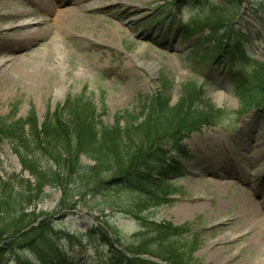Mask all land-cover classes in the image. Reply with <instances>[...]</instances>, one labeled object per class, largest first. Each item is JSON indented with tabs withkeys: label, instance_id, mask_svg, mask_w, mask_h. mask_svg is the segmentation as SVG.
<instances>
[{
	"label": "rangeland",
	"instance_id": "1",
	"mask_svg": "<svg viewBox=\"0 0 264 264\" xmlns=\"http://www.w3.org/2000/svg\"><path fill=\"white\" fill-rule=\"evenodd\" d=\"M49 1L54 4L50 16L39 9V6L50 5ZM6 2L8 0H0V11L8 10ZM91 2L97 5L79 10L68 32L62 30L53 41H50L51 35L27 47H20L21 44L9 47L3 41L19 39L15 31L31 21L48 20L53 14L57 15L56 21L58 17L67 18L68 10L57 13L55 0H33V5L19 0L27 11L39 12L38 17H20L26 11L24 8L15 9L19 13L15 20L0 17V124L8 119L26 118L30 111L41 124L46 115L67 99H81L95 109L103 124L112 126L125 112L133 118L141 115L147 106L146 100L159 93L168 94L170 104L174 105L181 96V86L191 87L192 84L195 90L202 86L204 92L202 101L196 102L197 110L208 104L221 113L216 122L183 141L192 163L180 162L185 169L183 176L170 179L164 185L167 189L165 204L145 209L141 203L144 197L128 189L94 190V185L82 187L78 192L79 182H71L68 177L64 180L67 188L45 187L41 201L28 208L22 204L24 215L18 212L20 216L14 218L0 214V230L14 225L16 219H50L55 231L74 236L72 246H67L63 240L59 242L69 261L104 264L110 252L97 234L102 230L125 255L138 259L147 257L158 264L173 249L167 246L166 240L154 239L153 226L167 223L186 231L176 245L178 250L190 255L191 264H254L256 255L248 240L256 236L258 229L246 224L239 215L248 198L264 218V184H259L264 179V120L259 121L256 115L261 116L264 111L241 107L229 86L222 83L217 64L209 72L212 58L217 55L214 35L209 30L217 29V16L225 6L221 0ZM239 9L234 25L246 39L247 33L256 35L249 37L245 45L248 59L264 63V27L251 16L255 12L256 18L264 23V3L244 0ZM162 18L173 31L171 34L166 31L160 37L155 26L152 28V21ZM47 23L40 28H45ZM52 27L56 30V24ZM185 27L200 28L194 33L204 41L200 43L202 46L192 43L194 37L184 41L181 32ZM26 62L28 66L24 67ZM24 71L34 72L33 79L25 78ZM45 130L41 138L48 139V144L41 149L29 141L24 145L19 142L10 145L0 140V188L2 186L3 190L2 183L15 187L11 203L23 189L24 183L17 185L19 180L33 182L19 158L26 166L45 170L46 159L55 146L48 138L49 129ZM85 140L80 136L77 139L76 135L71 137L72 155L90 167L99 155ZM75 146L78 147L75 149ZM113 176L104 172L97 182H105ZM4 189L7 194L10 186ZM140 204L142 209H139ZM135 215L145 223L138 221ZM146 221L153 226H146ZM244 237L247 238L244 240ZM213 243L223 248V252L211 251L209 247ZM24 249L17 254L21 263L38 264L32 252ZM13 260L11 256H4L0 264H14Z\"/></svg>",
	"mask_w": 264,
	"mask_h": 264
},
{
	"label": "trees",
	"instance_id": "2",
	"mask_svg": "<svg viewBox=\"0 0 264 264\" xmlns=\"http://www.w3.org/2000/svg\"><path fill=\"white\" fill-rule=\"evenodd\" d=\"M262 1L260 0V3ZM223 2L225 7L220 9L217 16L218 27L209 30L211 35H214L213 47L217 53L223 55L224 61L219 63L223 71L221 78L231 86L241 107L264 111V63L248 59L239 41V35L232 26L244 0H223ZM198 27L192 30L185 27L182 32L184 41L194 37L192 43L202 46L200 43L204 41L194 33L200 29ZM212 59L214 61V58ZM213 66L212 62L209 72L214 70ZM162 86L165 87L164 82ZM194 86V84L191 87L181 86V96L174 105L170 104L171 98L168 94L154 95L146 100L147 106L142 109L141 115L133 118L125 112L121 117L116 118L112 126L103 124L101 116L95 113V109L81 99L76 101L67 99L53 113L46 115L41 124H38L33 111H30L26 118L6 120L4 124H0V140L4 139L10 145L17 142L24 145L25 141H29L37 149H41L43 145L48 144L47 138L46 141L41 138L47 127L48 138L55 142V146L46 159L47 165L43 171L40 168L34 169L30 165L26 166L24 160L19 158L20 163L24 165V172L32 177L33 182L19 180L17 185L24 183L23 189L13 198L12 203L10 196L15 194V187L13 188L10 183H2L4 187L10 186V189L5 194L4 187L3 190L2 186L0 188V214L13 215L14 218L20 216L18 212L24 215L25 209L22 204L28 208L41 201L44 198L45 187L67 188L64 180L68 177L71 182H79L76 187L78 192L82 187L88 188L94 185V190L102 187L128 189L144 197L145 201L141 203L145 209L165 204L164 194L167 189L164 185L183 173V168L177 160H189L183 141L204 126L216 122L218 114L221 113L208 104L197 110L196 102L202 101L204 92L202 86L197 90ZM75 135L77 139L79 136L86 139L87 146L99 155L94 159L92 166L82 164L78 156L74 158L72 155L74 151L71 137ZM77 147L75 146V149ZM104 172H110L114 176L98 183ZM153 190L156 192H152ZM37 194L41 196L34 198ZM142 204L139 209L143 208ZM134 217L142 224L145 223L143 219H138L139 216ZM25 220L16 219L14 225L0 230V258L11 256L14 258V264H25L21 263V257L17 254L26 248L36 257L38 264H73L63 254L59 242L63 240L67 246H72L74 236L55 231L50 219ZM146 224L153 226L152 222L146 221ZM153 227L154 239L166 240L167 246L173 249L168 252L165 259L161 258L162 263L191 264L190 255L178 250L176 245L178 239L186 235L183 228L172 227L167 223L155 224ZM146 229L148 231V227ZM93 234L96 232L93 231ZM97 234L110 252V257L104 259V264H156L147 257L138 259L125 255L126 253L119 251L102 230ZM76 242L80 244L79 241Z\"/></svg>",
	"mask_w": 264,
	"mask_h": 264
},
{
	"label": "bare ground",
	"instance_id": "3",
	"mask_svg": "<svg viewBox=\"0 0 264 264\" xmlns=\"http://www.w3.org/2000/svg\"><path fill=\"white\" fill-rule=\"evenodd\" d=\"M28 3L32 4L33 0H26ZM55 2L59 3V0H55ZM18 3V4H17ZM50 5L46 4V6H39V9L44 10L45 12H47L48 14H50L52 12L53 9V2L49 1ZM73 5H77L74 9L72 8H68V16L67 18H59L58 20H54V18L52 20H50V23L52 24H56V30L53 29L52 26L48 27L45 26V28L43 27L40 28V25L43 24L44 22H48L49 20L47 19H42L39 22H32V24L27 23L25 25L20 26L18 31H15L16 34L20 35L19 39H17L16 41H11L10 40H4L3 42L6 43L7 45H9V47H12L16 44H21L20 47L26 46L29 43H34L36 40L41 41L43 39H45L46 37L50 38L51 35L52 36V40H55L57 37L56 35H58L57 33L65 30V32H68L67 30H69L70 28V23L72 21V19L74 17H76V13L79 10H85L87 8H91L94 7L95 5H97L96 2H91V0H78L77 2L73 3ZM5 6L8 8V10L0 11V17H3V19L7 18V19H17V17H26V18H34L38 17V13H35L33 11H27L22 4H19V0H8V3L6 2ZM21 8L25 9L26 11L22 14L19 15L17 14V11L15 9H20ZM23 9V10H24ZM67 10V9H66ZM64 10H60L58 9L57 12H63ZM3 12V13H2ZM2 13V14H1ZM72 17V18H71ZM57 18V16H56ZM56 21V22H55ZM30 24V25H29ZM48 25V23H47ZM17 29V28H16ZM21 29V30H20ZM24 29H28V30H24ZM52 44V43H51ZM50 47V46H49ZM15 60V59H14ZM24 67L28 66L27 62L23 63ZM23 69V68H22ZM24 76L25 78L28 79H33L34 76V72H30V73H26V71H24ZM218 96V95H217ZM219 96H222V94H219ZM243 208V212H241V215H239L246 224H250L252 227L254 225L255 228L258 229V231L255 233L256 236H252L249 240L248 243H250L252 249L255 251V255H256V262L254 264H264V218L260 216V212L258 211L257 206L248 198L245 199V202L242 206ZM255 224L257 226H255ZM247 237H244L243 239L245 240ZM217 243H213L212 246L209 247V249L213 252H215V254H217L218 252H223V248H218ZM217 252V253H216Z\"/></svg>",
	"mask_w": 264,
	"mask_h": 264
}]
</instances>
